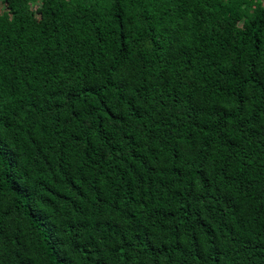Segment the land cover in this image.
Segmentation results:
<instances>
[{
    "label": "trees",
    "instance_id": "1",
    "mask_svg": "<svg viewBox=\"0 0 264 264\" xmlns=\"http://www.w3.org/2000/svg\"><path fill=\"white\" fill-rule=\"evenodd\" d=\"M0 264H264V0H0Z\"/></svg>",
    "mask_w": 264,
    "mask_h": 264
}]
</instances>
